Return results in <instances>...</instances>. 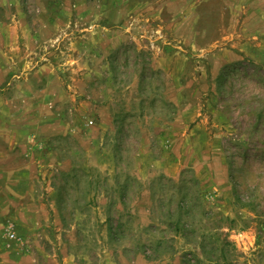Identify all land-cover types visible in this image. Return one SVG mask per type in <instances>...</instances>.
<instances>
[{"label": "rangeland", "instance_id": "obj_1", "mask_svg": "<svg viewBox=\"0 0 264 264\" xmlns=\"http://www.w3.org/2000/svg\"><path fill=\"white\" fill-rule=\"evenodd\" d=\"M0 264H264V0H0Z\"/></svg>", "mask_w": 264, "mask_h": 264}]
</instances>
